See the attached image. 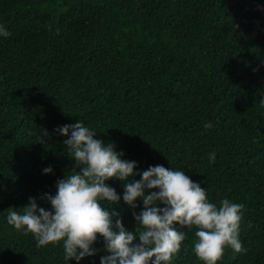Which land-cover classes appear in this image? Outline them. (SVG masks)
<instances>
[{
    "label": "trees",
    "instance_id": "obj_1",
    "mask_svg": "<svg viewBox=\"0 0 264 264\" xmlns=\"http://www.w3.org/2000/svg\"><path fill=\"white\" fill-rule=\"evenodd\" d=\"M0 24L11 33L0 36V264L110 255L98 234L94 255L65 260L63 241L38 247L6 219L30 197L51 209L41 197L75 164L57 129L81 121L137 162L126 182L163 165L209 202L243 204L245 251L217 264H264V0H0ZM126 182L106 181L120 200L101 204L135 232L144 206L124 201ZM174 224L186 238L171 264H203L195 226Z\"/></svg>",
    "mask_w": 264,
    "mask_h": 264
},
{
    "label": "clouds",
    "instance_id": "obj_2",
    "mask_svg": "<svg viewBox=\"0 0 264 264\" xmlns=\"http://www.w3.org/2000/svg\"><path fill=\"white\" fill-rule=\"evenodd\" d=\"M10 35L0 24V36ZM204 127L209 129L212 124ZM57 131L65 136L71 133L64 144L75 164L66 178L58 180L55 195L41 197L50 202L51 209L40 207L36 198L30 197L22 214L10 211L6 218L15 229L31 233L38 247L63 241L64 259L79 262L96 253L92 245L99 234L110 253L101 257V264H171L186 238L185 231L175 227L178 222L181 229H197L193 250L203 264H217L228 247L237 253L245 251L239 238L243 204L227 198L220 200L219 206L209 202L199 183L184 171L163 165L150 166L142 172L141 180L126 182L135 174L137 162L121 159L124 153L114 144L97 139L96 131L82 121ZM215 159V152L210 153L209 163ZM43 171L51 173L53 169L49 166ZM113 178L126 182L123 199L133 209L138 207L137 198L143 201V210L133 212L138 225L135 232L126 229L122 219L113 223L119 213L102 207V201L120 200L116 189L106 183ZM146 189L159 190L146 194ZM137 236L139 242L134 243Z\"/></svg>",
    "mask_w": 264,
    "mask_h": 264
}]
</instances>
